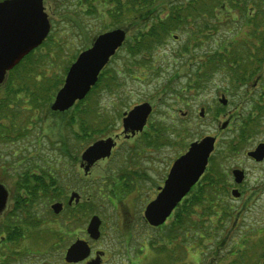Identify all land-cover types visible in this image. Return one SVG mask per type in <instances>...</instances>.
<instances>
[{
    "label": "rangeland",
    "instance_id": "obj_1",
    "mask_svg": "<svg viewBox=\"0 0 264 264\" xmlns=\"http://www.w3.org/2000/svg\"><path fill=\"white\" fill-rule=\"evenodd\" d=\"M48 1L49 3L54 2V0ZM169 1L180 3L183 0ZM164 6L165 4L155 5L157 11L148 16L149 18L144 22L138 21L134 25L131 21L124 20V24L131 25L132 30L126 38L124 47L116 52L105 67L103 83L110 84L111 89L110 92H102L99 96L97 104L95 103L99 113H96L90 121V124L96 123L97 128L101 130V135H96V133L91 135L88 132V136L80 140L76 139L70 130L62 127L61 123H63L65 114L49 111L51 99L47 103L43 102V106L38 111L30 110L26 96L12 105L14 117L12 116L11 120L15 124L17 133L14 134L10 130L9 138L5 134L7 139H0V182L6 187L9 198H11L16 193L15 180L23 171L39 166L43 171L54 175L53 169L57 168L56 173L63 175L60 180L70 182L71 189L80 194L82 204L85 198L90 200L92 208L88 212H92L91 215H99L101 220L106 222L102 226L106 235L96 244H102L106 248L108 239L115 241L112 247L107 246L109 255L105 264H232L234 260L232 252L236 249L242 252L247 250L248 253L251 251L248 247L251 248L255 241L261 239L264 242V163L257 167L255 172L249 171L250 175L253 174L250 177L252 182H255L254 177L261 176L263 194L261 196L250 195L246 198L247 215L246 221L242 223L244 227L251 228V233L243 246L236 244L233 240L242 233V227L232 233L227 242L223 240L225 230L230 226L228 222V226H223L221 230L215 228L211 231L213 233L208 235L209 238L202 239L203 247L200 245V249L196 248L193 242L186 244L184 249L178 247L176 243L165 244L166 241L161 240L163 229L147 225L142 217V211L145 205L155 197L158 186L163 184L172 160L183 153L191 142L198 141L205 136L216 138L211 157L221 162L224 168H228L233 164V153L228 156L224 147L234 137L237 123L243 118L246 120V117L251 114L257 122L254 139L249 141L246 147L236 149L240 155L237 159L242 160V153L258 141H264V109L261 112L253 110L258 94L263 88L264 59L260 66L263 69L260 68L257 78L247 81L246 85L234 87L231 80L220 73H215L210 75L199 92L189 90L188 83L193 79L191 73L194 67L190 63L194 59L189 60V56L183 53L185 46L189 45L188 34L185 30L188 26H186L184 31L182 29V31L171 33L161 45L154 49L150 59L148 58V64L152 70L144 77L146 74L144 69L137 67L135 70V67L130 66L135 63V60L127 57L125 47L130 38L139 30L148 28L157 18L165 17L167 10L158 11ZM65 7L67 8L63 13L50 14V31L44 40L45 45L42 44V50L37 51L32 57L37 60L34 71L42 74L38 84H41L40 88L43 87L44 90L54 80L63 79L65 67L74 60L78 52L90 46L95 36L115 25L107 15V10L97 3L92 6L91 13L87 16L78 12L69 1ZM214 13L219 22L214 23L215 30L212 31V36L217 42L230 39L231 36L238 37V39L243 37V29L238 32V36H235L236 24H229L231 20H236L235 11L228 9L227 5H222ZM173 35H176V39ZM203 40L204 43L194 49L198 54L195 61L199 60L203 53L213 51L218 46L212 38ZM192 47L190 46L191 50H193ZM181 52L185 55L180 56ZM195 61H193L194 64ZM5 85L6 81L0 85V93ZM44 90L41 93L43 99L48 94ZM95 92L98 93L99 90ZM52 94L53 90L49 97ZM220 95L227 99L225 106L218 102ZM143 102H150L153 106L148 125L151 124L155 130L159 129L162 132L160 144L156 147L147 146L143 141L144 136L128 141L120 138L117 140L119 146L112 152L110 159L97 162L90 169L89 175L84 176L78 167L81 153L102 137H114L120 133L122 113ZM201 108L204 109L202 117L199 116ZM230 118H233V121H230ZM224 156H227L228 161L225 158L222 160ZM60 168L64 169L60 172ZM70 169L73 173L71 175H74L72 177L64 174ZM121 178H125V182L127 181L132 189L125 197L123 196L122 203H114L113 207L102 195L107 196V188L110 190L113 183ZM10 201L11 199L9 203ZM226 202L228 206L235 208L238 205L230 200V196L227 197ZM9 203L5 207L6 211L10 207ZM44 203V207L39 209L43 210V213L41 212L43 218L49 221L52 217L49 209L51 201L48 203L44 201ZM85 212L86 210L80 216L78 214L74 230L76 236L82 233L89 220V213ZM210 221L217 224L215 216H212ZM204 223L208 227L207 222ZM51 226L48 227L49 229L47 226L43 228L44 232L50 236L53 233ZM213 234L215 240L218 239L219 242L223 240V242L213 245L214 239L211 236ZM51 238L44 237V240H40L42 247L40 255H26V251L21 255L16 253L14 248V253L6 258L7 262L9 264H63L62 256L58 258L57 255H52L54 251L47 247L48 239ZM61 241L62 243L67 241L64 235H61ZM31 243L27 239L23 245L30 247ZM260 244L264 246V243L260 242L253 247L257 245L261 247ZM2 247L0 244V251ZM162 247H164L163 252L157 250Z\"/></svg>",
    "mask_w": 264,
    "mask_h": 264
},
{
    "label": "trees",
    "instance_id": "obj_2",
    "mask_svg": "<svg viewBox=\"0 0 264 264\" xmlns=\"http://www.w3.org/2000/svg\"><path fill=\"white\" fill-rule=\"evenodd\" d=\"M157 4H165L158 10L159 12L167 10L165 17L163 19L157 18L152 21L148 28L139 30L130 38L125 47L127 57L135 60V63L131 62L130 66L135 67V70L137 67L144 69L146 71L144 77L152 70L148 64V58L150 59L154 49L161 45L171 33L182 31V29L184 31L185 26H188L187 39L189 45L185 46L183 53L185 52L189 56V60L194 59L193 61H195L197 59L198 54L194 49L204 43L203 39L212 38L218 45L213 51L203 53L200 59L195 61V64L193 61L190 63L194 67L192 66L191 73L193 79L188 83L189 90L193 89V91L199 92L205 86L210 75L215 73H220L231 80L234 87L246 85L247 81L257 78L264 59V0H183L180 3L169 0L168 2L167 0H126L124 5L118 7V13H111L109 10L108 16L115 24L125 20L131 21L135 25L138 21L144 22L149 18L148 16L157 11L155 7ZM222 5H227L228 9L236 12V20H231L229 24H236L234 27L235 36H238V32L243 29V37L238 39V37L231 36L232 38L225 39L220 43L213 38L214 23L219 21L214 12ZM235 21L237 22L235 23ZM190 46L193 50L190 49ZM33 55L35 54L27 55L23 64L15 65L7 72L6 85L0 93V139H7L5 134L8 136L10 130L14 134L17 133L15 124L11 119L12 116L14 117L12 105H15L18 99L26 96L30 110L38 111L43 106V102L47 103L50 99L52 100L63 82V79L59 78L49 84L45 90L43 87L40 88L41 84H38V81L42 78V74L34 71L37 60L32 59ZM179 55L183 56L182 52ZM136 58L138 59L136 60ZM68 66L63 71L64 75ZM104 74L105 68L86 96L77 101L69 110L61 113L65 114L63 123H61L62 127L70 130L76 139L80 140L88 136V132L91 135L93 133L101 135V130L97 128L96 123L90 124V121L94 115L96 116V113H99L96 110L97 105H95L99 96L102 92H110L111 89L110 84L103 83ZM43 90L45 93L48 92L45 99L41 94ZM52 90L53 94L49 97ZM95 90H99V92L97 93ZM256 102L253 110L261 112L264 109V83ZM251 115L247 116L246 120L243 118L237 123L234 137L224 147L228 156L237 148L240 149L248 145V137L253 133L248 128L257 127V122ZM153 132L155 134L144 135L143 141L147 146L156 147L160 144L162 132L159 129ZM224 158L228 161L227 156H224L222 160ZM209 163L207 171L198 183L178 204L167 222L159 227V229H163L161 240H165V244L176 243L178 247L184 249L186 244L193 242L195 247L200 249L201 240L204 236L214 231L215 228L221 230L225 223L230 222L231 215L226 202L228 195L225 192L226 182L223 178L225 174L222 164L212 157L209 159ZM31 169H27L17 176L15 180V203L13 209L5 216L4 222L12 225L10 228L13 229V235H11L13 238H18L23 233L20 225L37 226L38 209L36 204H42L43 208L44 201L48 203L53 200L54 175L43 171L39 166ZM24 191L25 193H22ZM212 216H219L216 217V225L210 221ZM205 221L208 227H206ZM1 229L8 231L3 224ZM260 242L264 243L259 239L252 244L251 248L248 247V250L251 249L248 253L247 250L242 252L239 249L232 252L234 254L232 264H264V246L260 244L261 247H259L257 245L258 249L253 247ZM243 245L244 243L241 244V246ZM157 250L163 252L164 247Z\"/></svg>",
    "mask_w": 264,
    "mask_h": 264
},
{
    "label": "water",
    "instance_id": "obj_3",
    "mask_svg": "<svg viewBox=\"0 0 264 264\" xmlns=\"http://www.w3.org/2000/svg\"><path fill=\"white\" fill-rule=\"evenodd\" d=\"M50 24L43 12L42 0H3L0 2V84L3 83L6 72L12 69L28 52L41 44L46 38ZM125 40V31L117 28L97 35L91 46L80 52L74 62L68 67L62 86L54 95L49 109L53 112H64L71 108L76 101L82 100L95 85L103 67L121 47ZM222 105L226 99H219ZM151 112L148 103L134 106L124 113L122 125L124 131L131 133L141 131ZM203 116V109H200ZM215 139L205 136L198 141L191 142L185 153L177 157L168 172L163 186L144 209L143 217L152 227L161 226L170 216L173 209L185 197L191 188L203 175L208 158L214 149ZM114 142L112 138L98 140L89 145L81 154L82 161L87 168L99 159L109 156ZM248 156L260 161L264 155V144H259ZM85 170V171H86ZM235 181L242 180V172L234 170ZM7 190L0 184V212L7 200ZM232 195L236 196L235 191ZM59 204H52L51 209L56 212ZM57 208V209H56ZM100 220L93 216L88 225L91 238L99 236ZM88 255V247L83 241H76L67 249L65 261L78 262ZM88 264H99L94 260Z\"/></svg>",
    "mask_w": 264,
    "mask_h": 264
},
{
    "label": "flooded vegetation",
    "instance_id": "obj_4",
    "mask_svg": "<svg viewBox=\"0 0 264 264\" xmlns=\"http://www.w3.org/2000/svg\"><path fill=\"white\" fill-rule=\"evenodd\" d=\"M1 1H3V0H0V2ZM67 1L71 2L73 4V6H75L77 8L78 12L87 16L91 13L92 6L95 5L96 3H97V5H100L102 8L107 10V15H108L109 10L111 13H118L119 12V11H117L118 7L121 5H124L125 0H54L53 3H49L48 0H42V8H43V11L47 15L48 21H50V16H51L50 14H56V13L59 14V13H63L66 10L67 7H65V5L67 4ZM63 7H65V8L62 9ZM117 28L123 29L125 31V37L126 38L129 34L130 30H132L131 25H129V26L125 25L124 21L121 20L118 24L112 25L106 31L112 30V29H117ZM185 28H186V26H185ZM185 30L187 31V29H185ZM173 37L176 39V35H173ZM42 44H43V42L40 45H38L37 47H35L34 49H32L29 53H27V55L36 54L37 51L39 52L40 50H42V48H43ZM91 44H92V42H91ZM91 44H90V46H91ZM88 48H86V49H88ZM27 55L25 57H27ZM25 57H23L17 65L23 64ZM222 96L223 95H220V97L218 98V102ZM143 103H149V105L151 106V112L148 115L146 122H145V125L143 126L141 131H135L134 133H131L130 129H127V131H124L123 125H122V119L124 116V112H123L121 115V132L116 134L114 137H104V138L102 137L101 138V139H107V138L113 139L114 145L112 146V148L110 150L109 156L106 158L99 159V160L95 161L93 164H91L87 168V170H89V171L87 173H84L86 170L85 168L87 166V163L82 161L81 155H80V160L78 161V167H79V170H81L83 172L84 176L89 175L90 169H92L97 162L110 159V157L112 156V152L115 151V149H117V147L119 146V143H117L118 139L122 138L121 140L128 141L129 139H135L138 136H140L142 138V136H144L146 134H155L153 132V131H155V128L151 124L148 125L149 120H150V116L152 115V112H153V106L150 102H143ZM139 104H141V103H139ZM139 104H136V105H139ZM219 104H221V103L219 102ZM226 104H227V99H226ZM225 105H222V106H225ZM201 109H203V108H201ZM203 115H204V109H203ZM200 117H202V116H200ZM232 119L233 118H230V121ZM248 130L253 132L248 137V141H251L252 139H254L253 136L255 134L254 132L256 131V128H248ZM215 140H216V138H215ZM262 143L264 144V141H258L250 149H247L244 153H242L241 154V156L243 155L242 160L237 159L238 157H240V155L238 154L239 151L236 150L235 152H233V159H234L233 164H231L228 168H224L222 166L223 167V173L225 174L223 178L225 179V182H226L225 192L227 193L228 196H230V200L232 202H234V204H236V205L238 204L236 208L229 205V210H230L229 212H230L231 218H230V222H228V224L230 226H228L227 223H225V227H226V225L228 226L227 230H225V234H224L225 237L223 238V240L224 239L226 240L225 242H227L229 237H231L232 233H234L236 230H239V227H242L243 230H242V233L239 235L238 238H233V240L236 244L237 243H239V244L246 243L245 241H248L247 237L251 233V228H247V226L244 227V224L242 223V221H246L245 218L247 215L248 202H246V198H248L250 195L261 196L263 194V185H262L263 181H261L262 179L260 176L259 178L254 177L255 182H252L251 181L252 178H250V177L253 174L250 175L249 171L255 172V169L264 163V155L260 161H256L254 158L248 156L247 153L255 150V148L259 144H262ZM214 145H215V142H214ZM187 148H186V150H187ZM186 150L183 153H185ZM183 153L179 154L177 157H179ZM211 156H212V154H211ZM211 156H210V158H211ZM175 159L172 160L171 165ZM209 164L210 163L208 161L206 171L209 167ZM171 165L169 166V169H170ZM63 169L64 168H60L59 171L61 172ZM169 169H168V172H169ZM53 170H54L53 200L49 204V209L52 212V217H51L52 219L50 218L48 221L47 219L43 218L44 217L42 214L43 210L39 209V208H42L41 207L42 204H40V203L36 204L37 209H38V214L36 216V221L38 222L37 226H28L25 224L20 225L21 226L20 229L23 231V233L18 238L11 237V235H13L12 234L13 229L10 228L12 225L4 222L6 214L10 210L13 209V205L15 203L14 196L9 198L10 195H9L8 190L6 189L8 195H7L5 207L8 206L7 203H9V199H11V201L9 203L10 204L9 209L6 211L5 207H4L3 210L0 212V219H1V225H0V241H1V243L0 244H2V246H3L1 248V251H0V264H9L6 260V258L8 257L9 254L14 253L13 252L14 248L16 249L15 252L19 253L21 255L24 254L25 251H26V253H25L26 255H29V254L40 255L42 253L41 252L42 247L40 246L41 245L40 240H44V237L45 238L46 237H52L51 239H48L49 244L47 247H50L54 251L53 252L54 254H52V255H55V256L57 255L58 258L62 256L63 264H88L89 262L94 261V260L99 261V264H105V262L107 261L108 255H109V251H108L107 246L110 245V247H112L114 245L115 241L108 239L107 244H106V248L102 244L96 245L106 235L104 233V229L102 228L103 223H106V222H103L101 220L102 218H100L99 215H96V214L91 215L92 212L91 213L88 212V210L92 208V204L89 202L90 200L85 198L84 204H82V202H81L82 199H81L80 194H78L76 191L71 189L70 182L66 183V182H63V180H60V178L63 175L62 174L58 175L56 173L57 168H55ZM234 170H238V171L242 172V180L240 182L235 181V176L233 174ZM71 171H72V169H70L68 172H66L64 174L65 175L68 174L67 175L68 177H72L74 175H71V174H73V173H71ZM168 172L166 173L164 180L166 179ZM55 173H56V175H55ZM254 178H253V180H254ZM164 180H163V182H164ZM129 185L130 184L127 181L125 182V178H121L120 180L113 183V186L111 187L110 190L107 188L109 195L108 194H107V196L102 195V197L107 199V201L109 203H111L112 206L114 207L115 206L114 203H118V204L122 203L121 200L123 199V196L125 197L131 191L132 188ZM162 186H163V184L161 186L160 185L158 186V189H157V192L155 193V196L159 192V187H162ZM232 191H235V193L237 195L236 196L232 195ZM22 193H25V191ZM87 197L90 198V196H87ZM52 204H59L58 209L56 208L57 209L56 212H54L51 209ZM144 209H145V207H144ZM85 210L87 212V213L85 212L86 214L89 213V215H88L89 220L86 224L85 229L82 231V233L80 235L76 236L74 234V230L76 228V220L78 218V214L80 216L81 213ZM114 210H116V209L114 208ZM143 212H144V210L142 211V217H143ZM93 216H98V218L100 219V225L98 228L99 236L96 239L91 238V236L88 233V229H87L89 222ZM215 217L218 218L219 216H215ZM2 224L4 226H6L8 231L1 229ZM51 224H52V226H51ZM46 226H47V228L49 226L52 227V232H53V233H51L52 236H50L49 234H46V232H44L43 228ZM40 230L42 233L40 232ZM212 233L213 232H211V233L209 232V234H212ZM61 235L65 236V238L67 239L66 242L62 243ZM208 235L204 236L202 239L209 238L210 236H208ZM211 236L213 239L215 238L214 234ZM72 238H73V240H72ZM27 239L29 240V243L32 242L30 244V247L23 245V243L25 241H27ZM223 240L221 242H223ZM76 241H83L86 243V245L88 247V255L84 259H82L81 261L67 262V261H65L67 249L70 247L71 244H73ZM221 242H219L218 239L217 240L214 239L213 245H219ZM36 243H37V246H35ZM10 246H13V247L11 248ZM24 247L26 250L24 249ZM29 249H31V250H29ZM34 249H35V251H34ZM52 258H54V257H52ZM42 264H45V263H42Z\"/></svg>",
    "mask_w": 264,
    "mask_h": 264
}]
</instances>
